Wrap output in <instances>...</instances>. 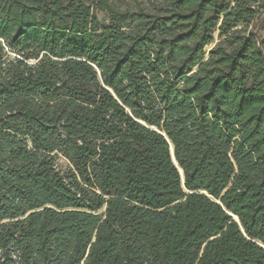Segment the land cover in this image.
Masks as SVG:
<instances>
[{"label": "trees", "instance_id": "trees-1", "mask_svg": "<svg viewBox=\"0 0 264 264\" xmlns=\"http://www.w3.org/2000/svg\"><path fill=\"white\" fill-rule=\"evenodd\" d=\"M256 6L0 0V264H264Z\"/></svg>", "mask_w": 264, "mask_h": 264}, {"label": "rangeland", "instance_id": "rangeland-1", "mask_svg": "<svg viewBox=\"0 0 264 264\" xmlns=\"http://www.w3.org/2000/svg\"><path fill=\"white\" fill-rule=\"evenodd\" d=\"M260 2H264V0H259ZM258 10L257 14H260L261 12L264 11V9L262 7L258 8L257 6L255 7ZM98 17H99V21L102 24H107L109 22L108 16L106 13L103 12H99L98 13ZM259 22L257 23V27H256V31H258L260 34H262V36L264 37V15H262L259 18ZM248 30H252L251 26L248 27ZM215 35V40L217 39V35L216 33H214ZM213 45V43L209 44V46L205 47L206 52L208 53L209 48ZM64 162V160H63Z\"/></svg>", "mask_w": 264, "mask_h": 264}, {"label": "water", "instance_id": "water-1", "mask_svg": "<svg viewBox=\"0 0 264 264\" xmlns=\"http://www.w3.org/2000/svg\"><path fill=\"white\" fill-rule=\"evenodd\" d=\"M154 128H155V127H154ZM162 134L165 135L164 133H162ZM168 142H169V152H170V155H171V157H172V161H173L175 167L177 168V170H179L180 177H181V184H182L183 187H185V184H183V181H184L183 170H181V168L179 167V165H178V163H177V161H176L175 155L173 154V145H172L171 141L168 140ZM186 192H187V193H191L190 190H186ZM217 201L220 202L219 200H217ZM228 213H229V214L232 216V218H233V219H234V220L240 225V223H239V219H238L237 215H235V214L232 213V212H228ZM241 231H242V233H243L244 236H245L246 234L244 233V230H243L242 227H241ZM258 244L261 245V246L264 248V245H263L262 243H258Z\"/></svg>", "mask_w": 264, "mask_h": 264}]
</instances>
